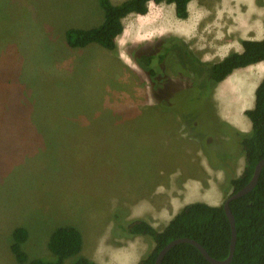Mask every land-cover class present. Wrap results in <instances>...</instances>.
I'll list each match as a JSON object with an SVG mask.
<instances>
[{"label":"rangeland","instance_id":"obj_1","mask_svg":"<svg viewBox=\"0 0 264 264\" xmlns=\"http://www.w3.org/2000/svg\"><path fill=\"white\" fill-rule=\"evenodd\" d=\"M221 4L194 0L188 21L173 5H152V28L149 15L126 17L112 52L97 43L91 46L100 50L71 48L65 38L68 29L103 23L99 0H0V264H22L12 251L20 227L29 260L50 261L49 240L59 227L77 228L91 251L118 243L122 224L159 215L168 221L184 183L199 180L200 196L215 198L207 185L221 174L207 154L221 149L225 127L201 98L181 47L161 63L158 44L179 40L201 61H220L199 48L214 41L210 26L233 16ZM140 27L149 29L133 33ZM131 52L157 58L142 66ZM221 190L219 205L232 192L226 174ZM122 239V250L154 248L150 239Z\"/></svg>","mask_w":264,"mask_h":264},{"label":"trees","instance_id":"obj_2","mask_svg":"<svg viewBox=\"0 0 264 264\" xmlns=\"http://www.w3.org/2000/svg\"><path fill=\"white\" fill-rule=\"evenodd\" d=\"M193 0H126L114 4L112 0H99L105 12L103 23L90 29H68L65 33L67 44L71 48H86L97 43L109 51L117 50V38L124 31L123 20L131 14L146 15L149 3L168 4L175 6L179 19L189 18V4ZM242 53L232 52L223 60L213 63L203 62L179 40L162 44L159 42L158 57L164 62L166 54L181 47L185 54V67L188 72L197 74L200 83L197 87L201 98L205 99L207 92L230 76L234 71L264 61V39L262 41L245 40L242 42ZM132 55L133 52H131ZM137 63L142 66L152 64L154 53L134 55ZM156 75L155 70L149 72ZM253 128L249 133L240 132L229 126L225 127L228 140L220 141L221 149L208 154L214 167L221 169L227 176V182L236 193L245 187L252 179L257 164L264 159V80L256 91L255 107L246 111ZM205 138V137H204ZM203 138V139H204ZM244 158L245 166L242 174L237 175V162ZM235 217L237 229L236 251L230 264H264V168L257 186L245 196L230 204ZM120 228L125 235L150 239L154 248L147 252L138 264H155L160 251L170 242L179 238H190L201 244L211 257L216 260L227 259L230 252L232 229L224 205L213 206L205 202H195L183 207L159 231L145 219L131 221ZM27 231L20 227L14 230L15 242L12 251L22 264H99L81 255L83 236L73 226H62L54 231L49 240V250L54 260H29L23 252L22 244L27 241ZM162 264H212L194 245L183 243L173 247L164 258Z\"/></svg>","mask_w":264,"mask_h":264},{"label":"crops","instance_id":"obj_3","mask_svg":"<svg viewBox=\"0 0 264 264\" xmlns=\"http://www.w3.org/2000/svg\"><path fill=\"white\" fill-rule=\"evenodd\" d=\"M192 2H190L189 4V18L185 19L187 21L190 19V16L192 15V9L190 8ZM258 3L259 0H222L221 7L223 9L229 8L233 16L229 17V20H227L224 26H219V25L216 26L215 24L210 26L209 27L210 28L209 32H211L210 36L213 37L214 41H212L210 44L206 45L205 47L199 49L202 50L203 48L208 47L209 51L213 53L211 58H219L223 60L232 52L242 53L244 51L242 42L245 40L262 41L264 39V4L259 5ZM232 4L236 5L235 9L230 7ZM152 5H156V4L153 2L149 3L148 14L139 15L142 17H146L149 15V20L151 21V23H149L150 27L152 26L153 20L157 19V15L152 13ZM172 8L175 13L174 10L175 6L173 5ZM223 14H221V16ZM181 20L184 21L183 19ZM148 29L149 27H140L135 29L133 33L142 34L144 30H148ZM217 32L219 33L218 35ZM196 33H198L197 30H195L194 37H196ZM187 34L181 37L187 38L188 36H190V32H188ZM88 46L94 48L95 50L97 48L100 50V47L98 46H93V45L91 46V44ZM88 46L86 48H88ZM263 80H264V61L242 69H238L234 71L230 76H228L225 80L218 83L211 92V102L213 104L215 117L218 123L224 126H229L243 133L251 132L253 125L251 120L246 115V111L251 110L255 107L256 91ZM251 97L253 102H251ZM219 133L225 136L224 137L226 138L225 140L229 139L224 129L221 130L219 129ZM244 166H245L244 158H241L237 162V166H236L237 175H240L241 172H243ZM218 170H219V174H221L219 176L221 177H218V181H216L213 184L210 181H208V185H207L208 189H211L212 193L215 195V198L213 199L209 198L208 200L206 197L202 198V196H200L202 195L203 186L199 180L193 182L192 184L184 183L181 185V206L179 207V209L175 213H173V216L165 223L160 219L159 217L160 215L157 216L156 217L157 219H154L153 222L151 223L152 226L157 230L162 231L169 224L170 220L183 207L191 203L205 202L213 206H218L220 204L219 195L222 194L221 192L223 190V188L221 190V185L223 184L225 178L224 171L221 169ZM198 200H204V201H198ZM166 202L169 205L168 207L172 209L173 207L172 201H170L169 203V200H167ZM168 207L164 208L163 206H161V210L159 211H165V210L169 211ZM171 212H174V209H172ZM111 236H107L106 239H110ZM118 236L120 238L115 237L114 234L115 237L114 242L116 241L118 243H113V242L110 243L106 241L107 242L106 244L97 245L91 251L90 250L88 251V249L85 250L83 244L81 255L99 264H138L141 259L139 255V251L140 252L143 251L144 254H146L147 253L146 249L144 247L137 248L135 245H133L132 247L125 246L126 249L122 250L123 249L122 245L124 244L122 238L127 237L128 240H131L130 238L132 237L127 236L123 233L122 235H118ZM134 238L137 239L143 237H134ZM132 241L134 240H131V242ZM129 253L131 254L130 256Z\"/></svg>","mask_w":264,"mask_h":264},{"label":"water","instance_id":"obj_4","mask_svg":"<svg viewBox=\"0 0 264 264\" xmlns=\"http://www.w3.org/2000/svg\"><path fill=\"white\" fill-rule=\"evenodd\" d=\"M263 168H264V159L261 160L257 164L251 181L245 187H243L241 190H239L238 192L230 194L223 203L224 210L228 216V219H229L230 224H231V229H232V239H231V245H230V252H229L227 259L222 260V261L216 260L213 257H211L209 255V253L205 250V248L201 244H199L197 241L190 239V238H179V239H176V240L170 242L167 246H165L160 251V253H159V255L155 261V264H162L167 253L176 245L183 244V243H188V244H191V245H194L195 247H197L200 250V252L203 254V256L212 264H230L233 261L234 254L236 251V243H237L236 221H235V217L233 215V212L231 210L230 204L234 200H237L238 198H241V197L245 196L246 194L250 193L257 186Z\"/></svg>","mask_w":264,"mask_h":264},{"label":"flooded vegetation","instance_id":"obj_5","mask_svg":"<svg viewBox=\"0 0 264 264\" xmlns=\"http://www.w3.org/2000/svg\"><path fill=\"white\" fill-rule=\"evenodd\" d=\"M205 99L208 101V104H211L210 106L213 109L214 107H213V104L211 102V93L210 92H207V94L205 95ZM207 158H208L210 164H212L208 154H207Z\"/></svg>","mask_w":264,"mask_h":264},{"label":"bare ground","instance_id":"obj_6","mask_svg":"<svg viewBox=\"0 0 264 264\" xmlns=\"http://www.w3.org/2000/svg\"><path fill=\"white\" fill-rule=\"evenodd\" d=\"M192 24H193V23H192ZM192 26H193V25H192ZM191 28H193V27H191ZM179 34H180L181 36H184V35H186L187 33L184 34L183 32H181V33H179ZM251 102H253V101H252V97H251ZM248 105H249V104H248Z\"/></svg>","mask_w":264,"mask_h":264}]
</instances>
